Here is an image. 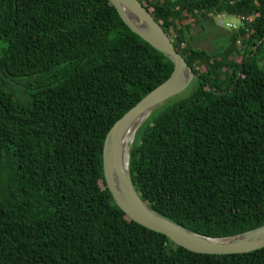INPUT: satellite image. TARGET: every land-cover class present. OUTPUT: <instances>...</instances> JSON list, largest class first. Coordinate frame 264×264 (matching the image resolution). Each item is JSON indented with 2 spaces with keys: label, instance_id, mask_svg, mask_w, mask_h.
<instances>
[{
  "label": "trees",
  "instance_id": "trees-1",
  "mask_svg": "<svg viewBox=\"0 0 264 264\" xmlns=\"http://www.w3.org/2000/svg\"><path fill=\"white\" fill-rule=\"evenodd\" d=\"M137 1L202 81L137 131L136 193L204 237L264 226V0ZM209 16L253 21L209 54L183 25ZM172 70L107 0H0V264H264L177 247L106 188L107 133Z\"/></svg>",
  "mask_w": 264,
  "mask_h": 264
},
{
  "label": "water",
  "instance_id": "water-1",
  "mask_svg": "<svg viewBox=\"0 0 264 264\" xmlns=\"http://www.w3.org/2000/svg\"><path fill=\"white\" fill-rule=\"evenodd\" d=\"M107 1L133 34L163 54L173 64L171 76L120 118L104 139L102 173L114 203L130 221L165 236L177 247L191 253L231 256L264 249V226L235 236L204 237L159 215L136 193L129 171V152L135 139L127 144L126 135L131 130H139L156 109L184 94L194 82L202 81V79L188 67L175 50L170 38L137 0ZM144 116H147L146 120L139 122Z\"/></svg>",
  "mask_w": 264,
  "mask_h": 264
},
{
  "label": "rangeland",
  "instance_id": "rangeland-1",
  "mask_svg": "<svg viewBox=\"0 0 264 264\" xmlns=\"http://www.w3.org/2000/svg\"><path fill=\"white\" fill-rule=\"evenodd\" d=\"M227 24L235 28H227ZM239 24L237 17L229 16H209L208 20L197 22L189 19L183 22V25H189L191 29L186 33L187 43L196 49L206 50L209 54L222 51L228 44L229 34L237 31L240 28Z\"/></svg>",
  "mask_w": 264,
  "mask_h": 264
},
{
  "label": "built area",
  "instance_id": "built-area-1",
  "mask_svg": "<svg viewBox=\"0 0 264 264\" xmlns=\"http://www.w3.org/2000/svg\"><path fill=\"white\" fill-rule=\"evenodd\" d=\"M237 19L240 22V26H242L244 23H251L253 21V17H237ZM221 26H223V23L221 22ZM227 28H235V26L226 25ZM173 43L176 40V37L174 36L172 39H170ZM181 48H184V44H181Z\"/></svg>",
  "mask_w": 264,
  "mask_h": 264
},
{
  "label": "bare ground",
  "instance_id": "bare-ground-1",
  "mask_svg": "<svg viewBox=\"0 0 264 264\" xmlns=\"http://www.w3.org/2000/svg\"><path fill=\"white\" fill-rule=\"evenodd\" d=\"M147 116L142 117L141 121L139 122H144L146 120ZM138 130V129H137ZM137 130H131L127 135H126V142L127 144L130 143L132 140L135 139V133ZM137 134V133H136Z\"/></svg>",
  "mask_w": 264,
  "mask_h": 264
}]
</instances>
